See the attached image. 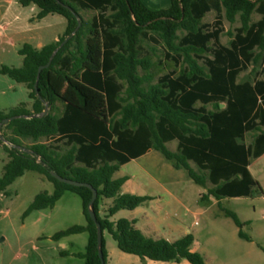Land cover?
I'll return each mask as SVG.
<instances>
[{
    "label": "trees",
    "instance_id": "16d2710c",
    "mask_svg": "<svg viewBox=\"0 0 264 264\" xmlns=\"http://www.w3.org/2000/svg\"><path fill=\"white\" fill-rule=\"evenodd\" d=\"M20 3L38 5L36 19L62 15L67 28L58 40L42 48L24 43L19 49L21 67L0 68V73L25 83L33 100L32 108L24 102L8 112L0 111V126L8 141L0 139V143L9 156L0 176V195L9 196V187L27 171L44 175L54 191L36 194L24 217L54 207L68 190L78 193L87 223L74 224L52 238L87 232L86 249L77 255L84 264H101L97 225L89 213L93 191L62 182L52 173L91 183L98 190L94 205L98 220L121 251L143 261L206 264L193 248V233L172 241L146 235L135 219L111 220L118 211L133 210L153 199L122 192L129 176L114 178V174L156 149L207 188L200 196L203 202L209 203L211 196L220 200L263 194L250 165L264 154V0H171L169 8L159 10L150 9L143 0ZM81 10L97 13L86 19ZM211 11H215L214 20L204 22ZM254 13L260 19L254 21ZM225 19L240 22L229 32L228 45L221 39ZM144 41L153 44L154 51L161 46L166 60L175 66L156 83H152L155 62L144 53ZM56 50L50 66L42 70L40 98L35 88L38 71ZM253 64L263 65L262 73L256 71L253 78L240 81ZM46 104L50 109L45 115ZM34 113L40 116L4 123L5 118ZM249 133H254L250 143L246 141ZM174 140H178L176 151L167 146ZM103 198L114 199L104 216L100 212ZM225 215L239 227L240 237L251 240L243 230L249 221L232 210ZM103 251L108 264L105 237Z\"/></svg>",
    "mask_w": 264,
    "mask_h": 264
},
{
    "label": "rangeland",
    "instance_id": "374dc122",
    "mask_svg": "<svg viewBox=\"0 0 264 264\" xmlns=\"http://www.w3.org/2000/svg\"><path fill=\"white\" fill-rule=\"evenodd\" d=\"M39 10L36 4L23 6L19 1L16 3L11 0H0V33L3 35L0 42V63L11 65L20 60L21 57L13 44V39L29 41L27 38L30 39L31 36L42 35L45 37V41L50 42L55 35L62 31V25L55 18L63 20L65 18L59 14H51L43 20L35 18L34 21H30ZM81 13L86 19H90L97 11L81 10ZM260 17V14L254 13L253 20H258ZM214 18L215 11H211L206 14L203 21L212 22ZM224 23L226 31L221 39L224 44L228 45L231 39L229 32L234 31L240 22L231 23L225 19ZM142 44L144 53L151 55L155 62L152 69L154 74L152 83H156L161 75L175 68L174 63L166 60L161 46H158L154 51L153 44L147 41ZM262 68L263 65L253 64L240 75L239 80L253 78L256 71L262 73ZM253 138L254 133H249L246 141L250 143ZM23 143L30 145L31 140H23ZM177 145L178 140L167 143L172 151L177 150ZM141 163L147 174L140 175ZM190 163L195 170L200 171L195 162L191 161ZM250 168L254 177L259 181L263 194L226 197L219 204L213 205H211L212 202L201 201L200 196L207 192V188L196 183L189 177L186 169L177 168L173 161L166 159L156 149H151L142 160L124 166L121 175H132L131 182L134 186L142 184L144 191L155 196L156 201L153 203L149 201L145 206L150 215L163 218L167 229L170 228L169 226L182 229L169 230L168 233H172L171 237L180 238L184 233L195 235L193 248L204 256L206 264H264V156L253 160ZM41 175L37 171H27L24 177L19 178L9 187L11 194L0 199V264L35 263L33 256L32 260L27 258L21 261L13 260L14 252L17 249L16 244H18L17 233H20L19 236L24 238L33 235L34 230L54 232L86 220L81 213L82 197L70 190L65 192L54 207L31 212L27 217H24L25 210L36 194L54 190L53 183L43 180ZM212 186L208 181V187ZM103 201L105 198L102 199L101 204ZM226 210L236 212L242 220H251V223L245 225L243 230L253 237L255 243L240 237L239 227L231 217L225 215ZM105 211L104 213H107V210ZM39 218L40 220H38ZM88 236V233L84 232L69 239L65 244V248L69 250L67 254H62L57 240L53 239L52 249L49 251L52 256L49 257L48 262L84 264V259L72 252L85 251ZM104 237L106 247H114L117 252L122 254L114 257L113 264H191L187 260L180 263L165 261L148 263L134 254L122 252L108 231H105Z\"/></svg>",
    "mask_w": 264,
    "mask_h": 264
},
{
    "label": "crops",
    "instance_id": "0c3cea01",
    "mask_svg": "<svg viewBox=\"0 0 264 264\" xmlns=\"http://www.w3.org/2000/svg\"><path fill=\"white\" fill-rule=\"evenodd\" d=\"M18 1L20 3V0H11V2H16V3ZM143 1L150 9H153V10L166 9V8H169L171 6V0H143ZM39 11L33 15V18H31L30 21H34L35 17L39 13ZM48 16H46L43 19H46ZM55 20L62 25V31L60 33H58L57 35H55L54 39L50 42L58 40L60 38V36H62L64 34V32L67 28L66 18H65V20H63L62 18L56 17ZM254 21H256V20H254ZM2 39H3V35L0 33V42L2 41ZM27 39L29 41H16L14 39L12 40L13 44L15 45V48L19 54V57H21V58H19L20 60L16 64L9 65L6 63H0V68L4 65H8L11 67H21L23 65V56L19 53V49L21 48V46L24 43H31L37 48H42L44 45L50 43V42L45 41V37L42 35H40L39 37L31 36L30 39L29 38H27ZM27 39H24V40H27ZM29 92H30V90L25 83L18 82L16 80L12 79L7 74L0 73V111L8 112L12 108L17 107L21 103H24V102L28 103V108H32L33 100L30 99ZM2 133H3V131H2ZM149 152L150 151H148L146 154H148ZM146 154H144V155H142L136 159H133L130 162L122 165L120 167V169L114 174V178L129 176V179L122 186V192H124V193L130 192V193L139 194V195H150L153 197V199L150 200V202L153 203L156 201L155 196L144 191V186L142 184H140V186H134L131 182L132 181V175H128V174L121 175V171H122V168L124 166H126L132 162H138V161L142 160ZM263 156H264V154L261 157H263ZM261 157H259V158H261ZM8 160H9L8 153L4 149L3 144L0 143V172H1L0 174H1V176L3 175L4 166ZM250 167H251V165H250ZM250 170H251V168H250ZM26 173L22 177H24L26 175ZM143 174H147V171H145L143 169V165L141 163L140 164V175H143ZM22 177H20V178H22ZM41 177L43 180H47L43 175H41ZM49 192L52 193L51 191H49ZM10 194H11V192H10ZM6 196H8V195L1 194L0 199L4 198ZM210 199H211L210 202H212L211 205L219 204L223 200V198L218 200L213 196H211ZM113 201H114L113 198H105V201H103L101 204V210H100L101 215L104 216L106 214V213H104V212H106L105 210H107L113 204ZM146 205H148V202L137 207V208H135V209H133V210L122 209V210L118 211L115 215H113L111 217V220L117 221L118 219H120L122 217H126L129 219H135L136 220V226L138 228H140L148 236H151L154 238H167V239L172 240V241L178 239L175 237H171L172 235H170V234H172V233H168V232H170L169 230L174 231V230H182V229L180 227L178 228L176 226H169L170 228L167 229V225L164 223L163 218H160V217L155 216V215H150L149 212L146 211V207H145ZM43 210H46V209H43ZM35 211H42V210H35ZM81 213L86 219V216H85L84 210H83V204H82ZM122 214H123V216H121ZM38 220H40V218ZM243 221H249L251 223V220H243ZM86 223H87V220L82 221L80 224H86ZM58 231H60V230H57L54 232L50 231V230H34L33 235L27 236V237L25 236L24 238L19 236V235H21L20 233L16 232L17 233L16 238H17L18 244H16L17 249L14 252L13 260H15V261L20 260L21 261L22 259H25V258L32 260V256H33L35 258L34 264H53V263L48 262L49 257L52 256L49 253V251L52 249V245H53L52 235ZM79 234H82V233H79ZM186 234H188V233H184V235H186ZM76 235H78V234L70 235V236L64 237V238L56 241V242H58V247L61 248L62 252H67V251L69 252V250H67L65 248V244L69 239H71L72 237H75ZM0 236H1V232H0ZM88 239H89V236H88ZM245 240H247V239H245ZM247 241H250L251 243H255L253 237H251V240H247ZM87 243H88V241H87ZM107 250H108V264H113L115 256L122 255V254H120V252H117L114 247H108L107 246ZM61 251H60V253H61ZM79 252H83V251H75L72 253H79ZM137 257H139V256H137ZM146 261L149 263V262L154 261V260L148 259ZM19 263L21 264V262H19Z\"/></svg>",
    "mask_w": 264,
    "mask_h": 264
},
{
    "label": "water",
    "instance_id": "95a60500",
    "mask_svg": "<svg viewBox=\"0 0 264 264\" xmlns=\"http://www.w3.org/2000/svg\"><path fill=\"white\" fill-rule=\"evenodd\" d=\"M68 39H69V37L64 41V43L61 45V47L68 41ZM57 51L58 50H56L53 53V55L51 56L50 61L48 62V64L42 65L39 68L38 77H37V82L35 84V88H36V91H37V93H38L40 98H42V95H41L40 88H39V80L41 78L42 70L44 68L50 66L55 54L57 53ZM49 109H50L49 104H46V108H45V111L43 112V114H45V115L48 114ZM36 116H40V114H35L34 113V114H31V115L12 116V117L5 118L4 119V123H8L9 121H11V120H13L14 118H17V117L32 118V117H36ZM0 139L4 140L6 143H8V141L6 140L4 134L2 133V126H0ZM52 174H53L54 177H56L58 180H60L62 182H66L68 184H72V185H75V186H86V187H89L93 191L92 200L89 203V213H90L91 218L93 219V221L97 225L98 250H99V255H100V258H101V264H106V260H105V257H104V251H103L104 231H103V228H102V224L99 222L97 213H96V211L94 209L95 201L98 198V190L91 183L82 182V181H78V180H75V179L67 178V177H64V176L60 175L57 172H53Z\"/></svg>",
    "mask_w": 264,
    "mask_h": 264
}]
</instances>
